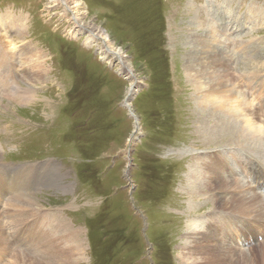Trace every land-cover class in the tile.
Wrapping results in <instances>:
<instances>
[{"label":"rangeland","instance_id":"374dc122","mask_svg":"<svg viewBox=\"0 0 264 264\" xmlns=\"http://www.w3.org/2000/svg\"><path fill=\"white\" fill-rule=\"evenodd\" d=\"M71 2L82 12V31L75 32L72 14L50 0H0V20L10 23L0 25V53L12 51L13 70L30 71L33 86L26 92L18 80L12 91L0 88V175L6 187L9 167H18L15 180L20 169L31 168L32 181L52 183L36 195L50 210L30 223L45 233L43 219L59 212L60 227L80 232L78 264H194L200 256L207 257L199 264H264V213L237 208L218 187L214 197L196 187L215 176L207 166L217 170L224 162L225 178L240 180L264 199L249 173L257 168L256 180L264 184V158L238 148L236 130L247 119L227 115L234 110L237 117L239 104L247 118L255 113L264 146V87L253 86L258 115L256 101H248L256 96L247 93L249 82H264V0ZM219 8L237 28L228 36L220 30L217 38L206 16ZM91 33L106 37L125 63L106 58ZM240 42L251 53L241 49L232 56L231 46L236 51ZM42 63L47 75L37 72ZM56 184L71 188L58 192ZM214 215L224 226L232 222L234 234L242 230L250 245L227 229L223 242L234 250L207 254L201 244L187 257L181 251L185 234L193 232L195 240L198 231L206 233ZM5 233L13 251L34 250L39 238L26 224L8 225ZM17 233L28 243L12 242ZM5 259L3 264L9 255Z\"/></svg>","mask_w":264,"mask_h":264},{"label":"bare ground","instance_id":"6f19581e","mask_svg":"<svg viewBox=\"0 0 264 264\" xmlns=\"http://www.w3.org/2000/svg\"><path fill=\"white\" fill-rule=\"evenodd\" d=\"M50 2H52L54 5L59 4V5L64 6L66 8V11H69L72 14V19H70V20L77 28V31H75V32L82 31L81 27L85 26L86 24L82 21V18H81L82 12H81V10L77 4L74 6H71V4H72L71 0H50ZM213 15H214V18L215 17L219 18V20L212 19ZM206 17H207L206 19L210 22L211 27L214 26L213 29L215 30V34L217 32V34L215 35L217 38H218V36H220L218 34V32H220V30L223 31V34L225 36H226V34L228 36L229 30H232V29L235 30L237 28L235 21L230 17L229 14L226 13L225 9L219 8L217 11H213L212 13H211V9H210L208 11ZM4 18L5 17L2 18V21L0 20V25H3L4 27L7 28L8 25H10V23L7 24V21H5V23H4L3 22L5 20ZM235 18H237V17H234V19ZM7 19H9L8 16H6V20ZM212 21H215L214 24L212 23ZM78 26L80 27V29L78 28ZM91 35L93 36V33H91ZM93 37H94L93 39L92 38H89V39L96 41V42H99L100 45H102L101 47H102V49H104L106 58H109L110 60H112L114 58L115 62H118L120 64H122L125 61V60L124 61L122 60L123 56L121 58L117 55L114 56V53L110 50L112 48L107 45L108 41H107L106 37H102L99 34H96ZM212 39L213 38H211V40ZM9 43H11V41ZM226 44H228V43H226ZM224 48H227L226 45L224 47L223 46L218 47L216 49L217 54L220 55L222 52V49H224ZM27 49H28L29 53L34 52L30 47H27ZM230 49H231L232 56H233V54H235L237 52H241V49L244 51L243 52L244 54H245V52L248 53L251 50V48L247 50V48H245V45H243V43L241 44V42L237 46L236 51L234 50V48L232 46ZM252 49H254V48H252ZM5 50L8 52H3L1 49V53H0V88L5 89L7 86L10 85V90L12 91L13 90V88H12L13 84L17 83V81L19 80L20 82H23L26 85V87L28 88V90L26 92H28V91L31 92V90L33 89V86L32 87L30 86V85H32V82L28 81V78H27V75L29 74L30 71L23 73V71L25 70V68H24V69H22V72L20 74H18L15 71V69L13 70L14 67L12 65V62H13L12 60H13L14 53H12V51H9L7 49H5ZM10 50H12V48ZM108 53H110V54H108ZM249 53H251V51ZM3 54H4V56H2ZM251 61L252 60H250V62ZM23 65H25V64H23ZM36 69H37V72L39 73V75H42V73H44L46 75L48 74L47 69L44 67V63L39 64L36 67ZM13 71H14V74H12ZM8 74L12 78L11 82L9 81L10 80L9 76H7ZM254 79H255L254 77L253 78L251 77L250 80L255 81ZM246 80H249V79H246ZM261 81L262 80L259 78V80H256L255 82H253L251 84L249 82L248 83L249 90L247 89V85H246L247 93H249V95L253 94V96L254 95L256 96L255 98L253 97L251 100H248L250 103L253 100L256 101L255 109H253L254 112L257 111V105H259V99H257V93H256V91H254V87L256 90L258 89V87L262 89L264 87L263 86L264 82L261 83ZM263 81H264V79H263ZM213 91H214V89H212L211 93ZM250 98H251V96H250ZM224 102H225V100H223V103ZM250 103H249L250 107L253 106ZM249 105H248V107H249ZM231 106H232V104H231ZM238 106L240 107V111L239 112L237 111V113H238L237 117L234 115V112H236L234 110H230L229 114H227L228 116L233 117L237 121H239L240 117L242 118L243 121H244V117L247 119L244 121L245 124L238 126L237 127L238 129L236 130L237 133L240 135V138H241V139L237 138V141L239 140V142L241 143L240 144L241 146L238 148H240L241 150L245 148V149H250L251 151L259 152V154H261V156H262L261 159H263L264 158V146H262L263 141L261 139V136L259 135L261 132L260 131L258 132V130H260V129H258V126L255 122L256 121L254 118L255 113L249 114L251 119L247 118L246 117L247 115L246 116L244 115L245 111H243V110H245V109H243L242 104H239ZM259 107H261V106L259 105ZM263 109H264V106H262V110ZM253 110L251 108V112ZM262 112H264V110ZM258 114L259 113L257 111V115ZM222 115L223 114H221V116H220V120L223 119ZM0 157H1V155H0ZM224 165H225V163L223 162L221 164V167H223V168H217V170H214L216 167L214 169H212L213 168L212 166H211L212 168L210 166H207L206 170H208V172H210V174H214V172H215V174H214L215 176L214 177L210 176L209 179H207V183H204L203 185L200 184V182H198L196 187L199 190H203L202 193L210 192V194H209L210 197H214L215 192H217V190L220 193L229 192V199L237 204V206H238L237 208L248 209L249 210L248 213H252L254 216H259L260 213H264V199L261 197V195L257 194V192L255 193L253 191L251 194L250 193L251 189L245 190L246 188L242 187V185H241L242 182L240 183V180H238V179L225 178V175H227L228 171L224 169ZM0 167H2L1 163H0ZM251 167H253V166H251ZM17 168L18 167L16 166V167H11V168L9 167L7 169L9 177L6 176L7 177L6 187L4 186V182H3V179L5 177H2L0 175V204L2 202H4L3 203L4 209H3L2 213L0 212V259H2V262L0 264H3V262L6 260L5 257L7 256V258H8V255H9V260L5 264H78L79 261H82V257H81L80 252L82 251L83 241H82V239L79 238L80 232L76 231L77 233L76 232L71 233V228H70V225H68V224H64L62 227H60L62 225V220H61V216H60L59 212L55 211L54 213L51 214V216L49 215V217L43 219V221H42L43 226L48 225V227H49V229L45 233H42L41 229L38 230V228L35 225L30 223L32 218H34L36 215H38L40 213H45L48 210H50L49 208H46V207H45L46 209H44L43 205L40 203V198L36 196L40 190V187H43L45 189L47 186H49L50 181H47V179H50V178H45L44 179L45 182H43L42 180H41L42 181L41 182L38 179H34L32 181L33 170H31V168L30 169L28 168L29 170L27 168H24V169L22 168L20 170H21V173H23V175H19L22 177H18V175H17V178L15 180V174L17 173L16 171L18 170ZM233 168L235 169V167H233ZM219 169H223V170L221 171ZM212 171H214V172H212ZM256 171L258 173L257 168H254V169L252 168V170L249 172L251 175V181L255 185L258 184L257 188H259V190H264V184H262V183H260V181L256 180L259 178V173L256 176ZM249 173H248V176H249ZM46 174H47V172L45 173V175ZM46 176H50L51 178H53L54 174H53V176L50 174H47ZM54 179H55V177H54ZM197 180H198V178H197ZM9 181H10V184H9ZM47 183H49V184H47ZM213 184L216 186H214ZM247 185H245V186H247ZM56 187H59L58 192H62V191L67 192L71 188V186H68V185L65 186L62 184H60V185L56 184ZM215 187H218V189L215 190ZM41 190H43V189H41ZM248 190H249L248 193L244 192V191H248ZM20 192H23L24 194L22 196H20V194H19ZM219 192H217V194H219ZM2 193H3V195H1ZM222 200H223V198H221L219 201H222ZM44 206H45V204H44ZM214 211H216V210H214ZM218 213H221V212H218ZM214 216H216V217L210 218V219H212V221H210V224L206 228V233L202 234L200 231H198L197 235L199 237L196 238L195 240H194V236L189 237V235L192 234L193 232L188 233V235L185 234V236H184L185 239H184L183 245L181 247V251L186 252L187 257H188V253L191 255L196 254L199 250V247H201V244L203 245V248L208 250L207 254H213V253H215V250H220V251L224 252L227 250L231 251V250L235 249L234 247H231L228 244H225L223 242V238H222V235H226V233H224V230L228 229L229 232L234 234L233 230H234L235 225H233L232 222H229V224L226 223V226H224V224L222 223L224 220L220 224V222L218 220H220L222 218H220L217 215H214ZM254 218H256V217H254ZM259 219H261V216L259 217ZM205 221L206 220H204L202 222H205ZM23 224L27 225L28 233H31L33 228L37 229V234L39 235V238L37 240H34V241L32 240L33 242L31 241L33 243V246H34L33 248H35V249L31 250V251H29L28 249L27 250H20L19 249L18 251H13L11 249V245L9 244L8 239L6 237V233H5L6 228L8 225H11V226L13 225L14 227H18V226H21ZM20 230H23V228ZM58 230H59V232L55 233ZM237 230H238V228H237ZM238 231H240L241 233L239 235L234 234V235H236L235 237L237 239H239V241H241V243L244 242L245 245H250L248 242L249 238L248 239L243 238V237H245L244 232L242 230H238ZM54 233L57 234V236L55 237V238H57V240H55L53 237ZM69 234H70V237L68 238V241L63 242L62 238L65 237L66 235L69 236ZM254 236H255V233L251 237L253 238ZM28 239L29 238L27 237V235H26V237H24V235L17 233L14 236H12L11 240L14 243L27 244ZM21 247H23V246H21ZM15 249H17V247ZM184 252L180 253V258L185 257ZM202 254H205V253H202ZM197 256H199V254H197ZM206 257L207 256H205L204 258L206 259ZM204 258L200 256L199 260H198V258L196 260H194V264H199L200 260L204 259ZM211 264H218V262H212L211 261Z\"/></svg>","mask_w":264,"mask_h":264}]
</instances>
